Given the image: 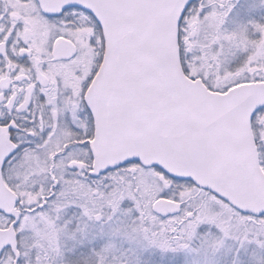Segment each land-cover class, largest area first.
<instances>
[{"label": "snow or ice", "instance_id": "snow-or-ice-1", "mask_svg": "<svg viewBox=\"0 0 264 264\" xmlns=\"http://www.w3.org/2000/svg\"><path fill=\"white\" fill-rule=\"evenodd\" d=\"M0 264H264V0H0Z\"/></svg>", "mask_w": 264, "mask_h": 264}]
</instances>
